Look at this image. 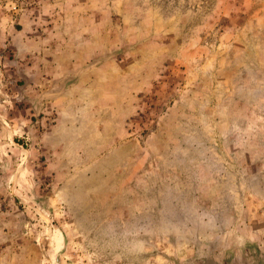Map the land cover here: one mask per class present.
Returning a JSON list of instances; mask_svg holds the SVG:
<instances>
[{"label":"rangeland","instance_id":"1","mask_svg":"<svg viewBox=\"0 0 264 264\" xmlns=\"http://www.w3.org/2000/svg\"><path fill=\"white\" fill-rule=\"evenodd\" d=\"M0 264H264V0H0Z\"/></svg>","mask_w":264,"mask_h":264}]
</instances>
